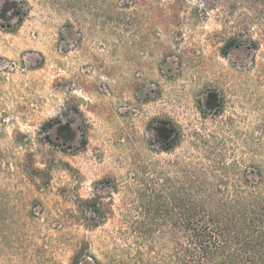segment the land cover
I'll list each match as a JSON object with an SVG mask.
<instances>
[{
  "label": "rangeland",
  "instance_id": "374dc122",
  "mask_svg": "<svg viewBox=\"0 0 264 264\" xmlns=\"http://www.w3.org/2000/svg\"><path fill=\"white\" fill-rule=\"evenodd\" d=\"M258 167L264 0H0V264L167 263Z\"/></svg>",
  "mask_w": 264,
  "mask_h": 264
},
{
  "label": "trees",
  "instance_id": "16d2710c",
  "mask_svg": "<svg viewBox=\"0 0 264 264\" xmlns=\"http://www.w3.org/2000/svg\"><path fill=\"white\" fill-rule=\"evenodd\" d=\"M252 173L253 183L233 191L217 184L189 186L183 216L175 218V247L162 264H264V169Z\"/></svg>",
  "mask_w": 264,
  "mask_h": 264
},
{
  "label": "flooded vegetation",
  "instance_id": "af4514ba",
  "mask_svg": "<svg viewBox=\"0 0 264 264\" xmlns=\"http://www.w3.org/2000/svg\"><path fill=\"white\" fill-rule=\"evenodd\" d=\"M172 126V125H171ZM174 128V127H173ZM173 128H171V132H172V135H173V139H174V135H175V133H176V130H174ZM173 140H171V142H172Z\"/></svg>",
  "mask_w": 264,
  "mask_h": 264
}]
</instances>
